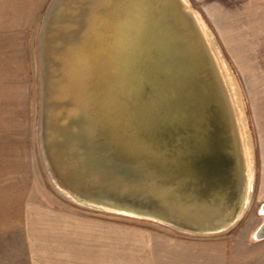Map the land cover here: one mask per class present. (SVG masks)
<instances>
[{"label": "water", "instance_id": "water-1", "mask_svg": "<svg viewBox=\"0 0 264 264\" xmlns=\"http://www.w3.org/2000/svg\"><path fill=\"white\" fill-rule=\"evenodd\" d=\"M36 53L39 158L61 196L189 235L239 220L238 119L184 0H50Z\"/></svg>", "mask_w": 264, "mask_h": 264}, {"label": "crops", "instance_id": "crops-1", "mask_svg": "<svg viewBox=\"0 0 264 264\" xmlns=\"http://www.w3.org/2000/svg\"><path fill=\"white\" fill-rule=\"evenodd\" d=\"M46 2L8 0L0 8V264H156V254L165 251L171 260L183 262V252L173 250L188 249L182 239L53 207L38 198L28 139L26 42Z\"/></svg>", "mask_w": 264, "mask_h": 264}, {"label": "rangeland", "instance_id": "rangeland-1", "mask_svg": "<svg viewBox=\"0 0 264 264\" xmlns=\"http://www.w3.org/2000/svg\"><path fill=\"white\" fill-rule=\"evenodd\" d=\"M196 17L227 83L236 111L249 175V192L239 220L227 231L209 236L183 234L170 227L75 206L50 184L38 152V61L36 41L50 0L39 12L26 42L31 78V110L28 139L34 166V190L46 205L110 221L142 226L167 237L185 241L183 262L168 252L156 254V264H264V237L256 234L264 222V0H184ZM8 0H0V8ZM8 133H6L7 135ZM0 132V139L4 138ZM16 248V245H13ZM19 250H14V255ZM186 259V260H185ZM19 261H17L18 263ZM12 264L11 261H8Z\"/></svg>", "mask_w": 264, "mask_h": 264}]
</instances>
